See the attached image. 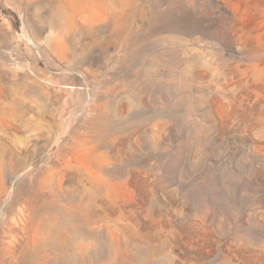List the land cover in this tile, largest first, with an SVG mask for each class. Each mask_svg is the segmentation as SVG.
I'll list each match as a JSON object with an SVG mask.
<instances>
[{"label": "rangeland", "instance_id": "obj_1", "mask_svg": "<svg viewBox=\"0 0 264 264\" xmlns=\"http://www.w3.org/2000/svg\"><path fill=\"white\" fill-rule=\"evenodd\" d=\"M0 264H264V0H0Z\"/></svg>", "mask_w": 264, "mask_h": 264}, {"label": "bare ground", "instance_id": "obj_2", "mask_svg": "<svg viewBox=\"0 0 264 264\" xmlns=\"http://www.w3.org/2000/svg\"><path fill=\"white\" fill-rule=\"evenodd\" d=\"M11 228H12V227H11ZM14 231H15V229H14ZM14 231H13V232H14ZM15 233H16V232H15ZM15 233H14V234H15ZM11 235H12V234H11ZM13 237H14V236H13Z\"/></svg>", "mask_w": 264, "mask_h": 264}]
</instances>
